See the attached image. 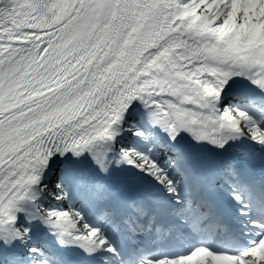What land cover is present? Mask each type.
<instances>
[{"label":"snow or ice","instance_id":"obj_1","mask_svg":"<svg viewBox=\"0 0 264 264\" xmlns=\"http://www.w3.org/2000/svg\"><path fill=\"white\" fill-rule=\"evenodd\" d=\"M0 264H264V0H0Z\"/></svg>","mask_w":264,"mask_h":264}]
</instances>
